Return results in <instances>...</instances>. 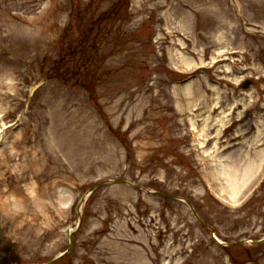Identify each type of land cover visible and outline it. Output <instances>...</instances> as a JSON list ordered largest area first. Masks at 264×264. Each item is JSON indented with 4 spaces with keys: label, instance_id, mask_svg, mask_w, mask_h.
Segmentation results:
<instances>
[{
    "label": "rangeland",
    "instance_id": "rangeland-1",
    "mask_svg": "<svg viewBox=\"0 0 264 264\" xmlns=\"http://www.w3.org/2000/svg\"><path fill=\"white\" fill-rule=\"evenodd\" d=\"M51 261L264 264V0H0V264Z\"/></svg>",
    "mask_w": 264,
    "mask_h": 264
},
{
    "label": "water",
    "instance_id": "water-1",
    "mask_svg": "<svg viewBox=\"0 0 264 264\" xmlns=\"http://www.w3.org/2000/svg\"><path fill=\"white\" fill-rule=\"evenodd\" d=\"M72 247H73V243H72V240H71V238H70L69 250L72 249ZM51 263H52V262H50V263H48V264H51Z\"/></svg>",
    "mask_w": 264,
    "mask_h": 264
},
{
    "label": "bare ground",
    "instance_id": "bare-ground-1",
    "mask_svg": "<svg viewBox=\"0 0 264 264\" xmlns=\"http://www.w3.org/2000/svg\"><path fill=\"white\" fill-rule=\"evenodd\" d=\"M61 192H63V191H61ZM65 207H66V206H65ZM66 232L70 234V233H71V229H68ZM127 254H128L127 252H124V255H127ZM124 255H123V256H124Z\"/></svg>",
    "mask_w": 264,
    "mask_h": 264
}]
</instances>
